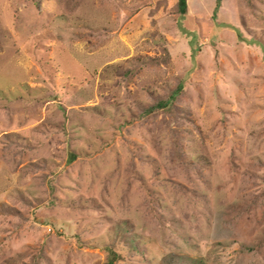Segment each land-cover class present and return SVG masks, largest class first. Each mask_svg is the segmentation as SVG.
I'll return each mask as SVG.
<instances>
[{
	"label": "rangeland",
	"instance_id": "rangeland-1",
	"mask_svg": "<svg viewBox=\"0 0 264 264\" xmlns=\"http://www.w3.org/2000/svg\"><path fill=\"white\" fill-rule=\"evenodd\" d=\"M187 2L0 0V264H264V0Z\"/></svg>",
	"mask_w": 264,
	"mask_h": 264
},
{
	"label": "trees",
	"instance_id": "trees-1",
	"mask_svg": "<svg viewBox=\"0 0 264 264\" xmlns=\"http://www.w3.org/2000/svg\"><path fill=\"white\" fill-rule=\"evenodd\" d=\"M178 2V11L181 15H185L188 11V2L187 0H177ZM169 101L165 102H159L155 107L152 108V110H156L157 108H164L167 105H169ZM71 160L75 161L76 160V155H71ZM112 256H116V253H112ZM120 256V255H118ZM115 258V257H114ZM113 260V259H112ZM165 264H181V261L178 257H175L173 255L169 256L168 259L165 261ZM109 264H112V261L109 262ZM192 264H196L195 262Z\"/></svg>",
	"mask_w": 264,
	"mask_h": 264
}]
</instances>
